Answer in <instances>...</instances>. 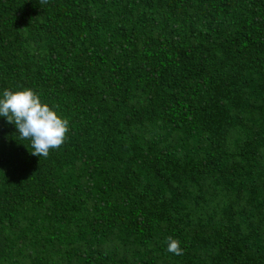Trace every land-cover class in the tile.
I'll list each match as a JSON object with an SVG mask.
<instances>
[{
    "label": "trees",
    "instance_id": "obj_1",
    "mask_svg": "<svg viewBox=\"0 0 264 264\" xmlns=\"http://www.w3.org/2000/svg\"><path fill=\"white\" fill-rule=\"evenodd\" d=\"M24 88L69 131L0 116V264H264V0H0Z\"/></svg>",
    "mask_w": 264,
    "mask_h": 264
},
{
    "label": "clouds",
    "instance_id": "obj_2",
    "mask_svg": "<svg viewBox=\"0 0 264 264\" xmlns=\"http://www.w3.org/2000/svg\"><path fill=\"white\" fill-rule=\"evenodd\" d=\"M0 116L6 117L9 124H15L20 140H30L31 154L40 157H47L50 149H58L69 131V121L43 103L32 88L5 89L0 98ZM167 240V251L182 255L181 242L171 236Z\"/></svg>",
    "mask_w": 264,
    "mask_h": 264
}]
</instances>
